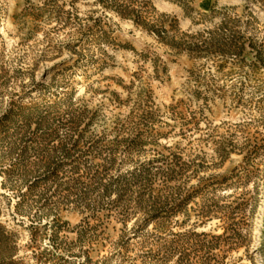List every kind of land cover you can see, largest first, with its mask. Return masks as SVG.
Returning a JSON list of instances; mask_svg holds the SVG:
<instances>
[{
  "label": "rangeland",
  "instance_id": "rangeland-1",
  "mask_svg": "<svg viewBox=\"0 0 264 264\" xmlns=\"http://www.w3.org/2000/svg\"><path fill=\"white\" fill-rule=\"evenodd\" d=\"M93 1L0 0V264H264V0Z\"/></svg>",
  "mask_w": 264,
  "mask_h": 264
},
{
  "label": "trees",
  "instance_id": "trees-1",
  "mask_svg": "<svg viewBox=\"0 0 264 264\" xmlns=\"http://www.w3.org/2000/svg\"><path fill=\"white\" fill-rule=\"evenodd\" d=\"M93 2L102 3L106 7H114L122 16H132L135 9L130 7V4L124 2H118L117 0H94ZM138 17V16H137ZM158 37H162L163 30L158 28L154 30Z\"/></svg>",
  "mask_w": 264,
  "mask_h": 264
}]
</instances>
